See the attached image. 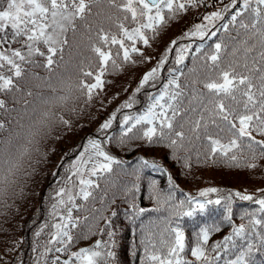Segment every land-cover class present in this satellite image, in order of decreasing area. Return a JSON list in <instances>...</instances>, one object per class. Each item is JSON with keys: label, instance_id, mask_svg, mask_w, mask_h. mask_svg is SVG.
Segmentation results:
<instances>
[{"label": "trees", "instance_id": "obj_1", "mask_svg": "<svg viewBox=\"0 0 264 264\" xmlns=\"http://www.w3.org/2000/svg\"><path fill=\"white\" fill-rule=\"evenodd\" d=\"M205 6L206 2L198 8H190L176 20L169 21L155 39L149 33L150 46L140 43L139 48L150 59L144 60L140 55L133 54L135 64H124L116 72L110 68L103 77L106 81L104 87L97 89L91 100L79 91H74L67 102L43 103L49 97L65 94L59 89L53 93L47 87L49 80L43 78H50L55 84L57 76L74 74L79 66H84L87 70L88 59L93 54L82 21H77L75 34L69 29L63 59L60 53L54 57L56 63L51 72L42 66L44 58L37 57L41 66L25 65V76L17 78L22 89L20 92L13 89L8 93H0V99L6 102L5 108L0 109V124H3L0 128V188L4 190L0 195V264H32L34 254L41 253L45 246H49L48 241L55 230L52 225L62 215H53L49 210L56 199L54 188L59 184L69 183L77 189L78 178L69 171H63L67 162L77 155L81 145L89 137L101 139L109 155L118 163L112 164L111 172L91 177L96 186L89 189L92 195L88 200L77 196L76 207L68 204L60 208L66 217L67 208L71 207L72 219L76 223L75 227L70 226L73 240L63 251L64 254L92 247L97 240H101L118 254L111 258L110 264H141L145 260L144 249L149 232L154 234L153 239L159 247V233L167 226L166 222L170 218L172 227L178 223L185 230L188 249L182 255L193 264H201L192 259L191 249L196 246L202 228L209 229V238L204 248L211 264H229L242 252L247 253L244 257L247 264H264V223H252L253 219L264 221V212L259 211L260 206L255 203L256 199L264 196V191H261L264 189V159L258 160V167L253 169L236 166L226 157L207 158L203 134L200 140L193 136L190 144L186 141V149L173 155L166 140L149 143L146 139L138 138L142 135L143 128L148 126L146 124L138 125L127 136H122L126 127L121 123L123 117L145 113L168 80L176 75L179 76L180 84L176 91L182 92L177 101L179 114L174 120L177 130L183 123L187 133L190 125L186 121L198 116V111H191L197 107L193 96L194 90L203 91V86L200 83L194 84L193 80L203 79L206 56L212 54L216 43L227 46L221 53V66L231 58L229 54L235 44L232 37L242 38L244 30L239 28V24L241 21L248 22L249 12L237 17L235 24L228 23L232 15L228 13L214 26L212 32H216L215 36L209 34L203 40L190 39L191 51L182 64L175 62V49L185 40L178 39L158 77L139 92L135 90L144 73L157 65L158 61L155 65L154 62L163 55L171 43V37L201 16ZM224 24H228L227 30L223 27ZM201 44L204 45L203 48L196 52ZM13 47L20 45L14 44ZM41 49L46 51L43 45ZM173 69L175 72L170 71ZM190 69L196 71L190 72ZM92 71L95 72V68ZM32 73H36L41 79L33 78ZM85 79L88 83L94 82L92 78ZM28 91L32 92L31 96L26 95ZM130 98L132 107L121 108L117 112ZM48 109L57 114L51 131L45 129L46 134L30 137L28 127L32 120ZM159 111L158 108L157 112ZM113 112H116V118L112 126L101 130L97 125L109 119ZM168 115L171 116V110ZM59 116L68 120L70 126L62 124ZM209 132L216 134L217 129L210 125ZM254 135L258 140L264 139L259 134ZM144 161L148 163L144 164ZM244 163L242 160L241 165ZM169 176L173 184L169 183ZM153 181L155 189L162 196L171 194V204L185 201L180 211H187L194 206L187 203L188 197H195L201 202L219 199L220 203L206 204L203 211L197 209L192 216H175L171 214L172 210L167 204L157 205L152 197ZM134 184L138 185V191L133 189ZM207 188L218 191L201 197L199 193ZM237 192L252 195L253 200H241L236 195ZM133 204L136 205L135 208ZM140 208L148 211L138 215ZM101 216L104 218L100 219ZM241 224L245 226L243 234L235 235L233 228ZM217 228L218 231L214 230ZM38 231L39 236L36 235ZM108 232H112L113 236L109 237ZM229 236L231 239L226 241L225 237ZM217 243L220 246L214 248ZM249 245L252 246L251 251H248ZM57 246L58 244H52L53 250L46 255L44 264H50Z\"/></svg>", "mask_w": 264, "mask_h": 264}, {"label": "snow or ice", "instance_id": "obj_2", "mask_svg": "<svg viewBox=\"0 0 264 264\" xmlns=\"http://www.w3.org/2000/svg\"><path fill=\"white\" fill-rule=\"evenodd\" d=\"M206 0H5L3 7H0V93H8L13 89L20 92L21 86L17 83V78L25 76V65L40 67L37 57L44 58L43 67L52 71L56 63L54 57L62 53L64 45L68 43L67 33L69 29L75 34L77 31V21L84 22L87 39L89 41L90 51L93 54L88 59L87 70L84 66H79L74 74L68 76H57L56 83L53 84L50 78L47 87L53 93L57 90L63 91L64 95L53 96L45 99L44 104L55 102H67L72 98L74 91L86 95L89 100L92 99L97 89H102L106 81L103 79L106 72H113L122 69L124 64H135L133 54L140 55L144 60V53L137 46L142 43L145 46L149 44V33L151 38L155 39L169 21L176 20L181 14L186 13L190 8H198L205 5ZM238 5V0H231V3L218 7L215 11H210L203 16V21L196 23L184 32L178 39L200 38L203 40L209 36V29L214 26L216 21L222 20L224 14L231 9H235L231 15L229 24H235L237 17L244 12H249L250 17L247 23L241 21L239 28L243 29V36L240 39L232 37L235 41L231 57L224 66H221V53L227 47L222 43H216L211 55L206 56L204 64L203 79L193 80V83H200L203 91L194 90L193 100L197 102V107L191 109L193 113L199 112L198 116L186 121L190 127L186 131L185 124L179 125V130L174 124L178 112V98L182 95L178 83L179 76L176 75L169 79L167 84L153 102L149 105L147 111L141 115H125L121 123L125 125L122 136H127L138 125H148L143 128L142 135L138 138L146 139L149 143L157 141H167V147L172 149L173 155L186 149V141L190 144L193 136L196 140L201 139L205 142V155L207 158L217 156L226 157L236 166L247 168L258 167L257 161L264 159V139L258 140L254 133L264 137V0H242ZM225 30L228 24H224ZM219 29H217L218 31ZM216 32H211L215 36ZM240 34L238 33V36ZM19 44L20 47H13ZM177 44V40L171 41L160 57L157 65L144 73L135 92H139L150 81L155 80L160 70L168 60V54ZM41 45L46 49L42 50ZM203 44L196 48L200 52ZM191 44L180 45L176 48V63L182 64L186 53L191 49ZM95 68V72L92 69ZM175 72V70H170ZM195 72V69H190ZM35 79H41L36 73L31 74ZM85 78H92L94 82L88 83ZM26 95L31 96L28 91ZM135 93H133V96ZM163 101V102H162ZM27 103V101H25ZM6 102L0 99V109H4ZM131 98L126 100L120 108H131ZM160 109L157 112V109ZM171 110V116L168 111ZM75 111V109H71ZM57 118V114L50 109L42 111L32 120L28 127V135L36 137L47 129L51 131L52 122ZM116 118V112L100 125V129H108L112 126ZM64 125L70 122L63 116L58 117ZM217 129L216 134L209 132V126ZM3 124H0V128ZM223 134V135H222ZM155 138V139H154ZM31 142V141H30ZM121 139V143H123ZM91 149V154L84 159V153L71 166L72 174L78 178L79 191L77 195L84 200L92 195L89 189L96 186L95 181L91 179L98 174L111 172L112 164L118 163L114 157L104 151L101 143L97 140H89L85 152ZM236 153H241L237 155ZM102 158V159H101ZM245 161L241 165V161ZM144 161V164H147ZM91 165V167H88ZM156 167L155 164L152 165ZM186 166L187 163H186ZM11 171V169H9ZM169 183L173 184L171 176ZM133 189L139 190L138 185H133ZM132 189H129L131 191ZM0 188V195L3 194ZM218 191L215 188L202 190L199 195L207 196L210 192ZM261 191H264L262 189ZM241 200H253L252 195L236 193ZM59 206L75 205V196L70 189L60 188L57 192ZM67 197L65 200L63 197ZM152 197L157 205H168L172 210L171 214L175 216H192L197 209L203 211L206 204H219L220 200H206L201 202L195 197H188L187 203L194 205L187 211H180L184 207L185 201L178 204H171L173 197L171 194L162 196L155 189L153 181ZM264 212V196L255 200ZM136 207L135 204L132 205ZM53 215H59L56 211L57 204L52 205ZM157 211L159 208L156 209ZM148 209L140 208L137 214H142ZM231 209L229 208V213ZM115 215V213H113ZM104 217L101 216L100 219ZM226 217V219H229ZM110 224L111 221L109 220ZM253 225L264 223L259 219H253ZM167 226L159 233V247L153 239L154 234L149 232L147 244L145 246V260L141 264H193L191 260L184 258L182 253L185 251L184 232L177 223L172 227V220L169 218ZM70 226L75 227L76 223L72 219V208H67V216H60V221L54 223L55 229L51 233L49 245L59 243L62 246L55 249L57 252L65 250L67 245L73 240L70 233ZM41 227V231L43 230ZM245 226L241 224L234 227L235 235H242ZM218 231L219 229H214ZM103 231V229H101ZM37 236L40 235L38 231ZM112 237L113 233L108 232ZM209 238V229L202 228L198 237V242L191 249V255L201 264H211L210 258L206 255L204 244ZM231 237H225L230 240ZM220 245L217 243L214 248ZM252 246L249 245L248 251ZM53 249L46 246L41 256H46ZM35 251V248L33 249ZM247 253L242 252L234 261L229 264H247L244 259ZM115 253L110 250L108 243L97 240L92 247H83L77 252L72 253L76 264H110L111 258ZM59 258L53 260V264ZM39 264V258L37 260ZM63 264H70L69 260L63 261Z\"/></svg>", "mask_w": 264, "mask_h": 264}, {"label": "rangeland", "instance_id": "obj_3", "mask_svg": "<svg viewBox=\"0 0 264 264\" xmlns=\"http://www.w3.org/2000/svg\"><path fill=\"white\" fill-rule=\"evenodd\" d=\"M221 1H223L224 3H226V4H229V3H231V0H221ZM4 3H5V0H0V7H3V5H4ZM226 4H219V2L218 3H216V5L215 6H208L205 10H204V12H203V14H202V17H201V19L199 20V21H197V22H194V24H196V23H200V22H202L203 21V16L205 15V14H207L208 12H210V11H215V10H217V8L218 7H223L224 5H226ZM194 24H191V25H189L187 28H186V30H185V32L187 31V30H189L190 28H192V26L194 25ZM179 32V31H178ZM177 32V33H178ZM176 34V33H175ZM178 37V36H177ZM104 122H102L101 124H103ZM94 139H91V140H97V141H99L100 143H101V146L103 147V149H104V151L106 152V149H105V147H104V145L102 144V141H101V139H99V138H96V137H93ZM88 144H89V141L86 143V145H85V147H84V149H83V151L81 152V153H84V158H88V156L91 154V149L89 148V151L88 152H85V148L88 146ZM81 153L80 154H78L77 156H76V159L75 160H72L71 161V164L70 165H73V163L75 162V161H77V159L80 157V155H81ZM79 156V157H78ZM63 188H65V187H63ZM72 190H73V192H72V194L75 196V194L77 193L76 191L77 190H75L73 187H72ZM65 200L67 199V197L65 196V197H63ZM61 207H63V206H59L58 205V203H57V211L59 212V211H61ZM51 209L53 210V208L51 207ZM62 245L60 244L59 245V247H61ZM49 247H51V245H49ZM54 253H53V256L51 257V262H50V264H53V260L56 258V256H59V258H61V253H64L63 251L62 252H57V251H53ZM43 253V252H42ZM69 254V253H68ZM38 258H39V264H44V260H45V258H46V256H41V254H39L38 255ZM73 261H72V263L71 264H76V262H75V259H72Z\"/></svg>", "mask_w": 264, "mask_h": 264}]
</instances>
